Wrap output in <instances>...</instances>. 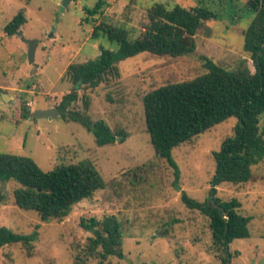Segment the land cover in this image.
<instances>
[{"label":"rangeland","instance_id":"rangeland-1","mask_svg":"<svg viewBox=\"0 0 264 264\" xmlns=\"http://www.w3.org/2000/svg\"><path fill=\"white\" fill-rule=\"evenodd\" d=\"M63 1L0 0V152L29 157L43 171L87 160L106 185L75 204L66 218L43 222L38 213L15 205V182H0L5 194L0 226L17 234H36L30 245L0 247V264H223L226 254L214 244L208 218L180 199L184 191L203 202L213 189L223 201L237 199L238 212L251 217L249 237L228 244L226 264H264V159L252 166L247 183L214 184L212 154L233 135L237 119L230 118L172 151L179 168L174 185L173 169L156 157L150 143L142 103V97L157 87L205 73V58L228 70L245 62L254 72L250 54L243 50V33L254 16L247 0H207L219 19L199 29L193 54L172 58L141 53L118 63V78L78 91L69 109L91 121H105L117 136L114 143L103 146L78 121L60 114L51 119L22 118V109L32 114L57 108L72 90L64 74L68 65L95 59L101 47H114L104 37L91 38L96 26L110 25L137 38L154 3L189 8L197 0H101L97 8L98 0H71L61 10ZM19 10L26 23L9 37L4 27ZM32 43L37 45L30 63ZM148 162L154 164L153 171L131 173ZM108 216L121 226V258H102L100 248L90 250L94 235L80 225L82 219Z\"/></svg>","mask_w":264,"mask_h":264},{"label":"trees","instance_id":"trees-1","mask_svg":"<svg viewBox=\"0 0 264 264\" xmlns=\"http://www.w3.org/2000/svg\"><path fill=\"white\" fill-rule=\"evenodd\" d=\"M100 3L98 0L96 8ZM246 7L254 16L243 33V50L250 54L254 72L245 62L235 70H228L205 58L206 72L202 75L157 87L142 97L150 143L156 157L164 159L173 169L174 185L179 179V168L172 151L230 118L237 119L234 133L212 154L215 186L247 183L252 177V166L264 159V123H261L264 117V0H247ZM85 9L90 13L95 11ZM148 18V24L137 38L110 25L96 26L91 38L104 37L114 47H101L95 59L70 64L65 70L72 90L57 106L59 114L63 119L69 117L81 123L98 146L114 143L117 136L105 121H91L86 115L69 109L77 101L78 91L83 87L94 88L109 78H118V63L141 53L172 58L193 54L197 32L204 23L217 21L219 12L213 10L207 0H197L196 5L189 8L154 3L148 10ZM25 23L24 11L19 10L4 27V32L9 37L14 36ZM30 115L27 108L22 109V118ZM153 170L154 164L148 162L131 173L141 176ZM0 182H15L18 185L13 191L15 205L38 213L43 222L66 218L75 204L92 197L106 185L87 160L59 164L43 171L29 157L1 152ZM215 191L213 189L212 195L203 202L184 191L180 199L188 209L208 218L213 242L222 247L226 254L222 262L226 264L230 257L227 244L249 237L251 217L238 212L237 199L223 201L215 196ZM4 201L5 194L1 191L0 204ZM80 225L94 235L90 238V250L100 248L102 258L123 256L122 230L114 216L102 220L82 219ZM35 238V233L17 234L0 226V247L18 243L30 245Z\"/></svg>","mask_w":264,"mask_h":264},{"label":"water","instance_id":"water-1","mask_svg":"<svg viewBox=\"0 0 264 264\" xmlns=\"http://www.w3.org/2000/svg\"><path fill=\"white\" fill-rule=\"evenodd\" d=\"M71 0H64L63 3L61 4V10H63L70 2ZM36 43H32L29 47L28 50V59L29 62L32 63L34 61V55H35V49H36ZM6 94H2V100H5ZM59 115V110L57 108L49 109V110H38L32 113L28 118H37V119H42V118H48L51 119L55 116ZM228 248V244H227Z\"/></svg>","mask_w":264,"mask_h":264}]
</instances>
